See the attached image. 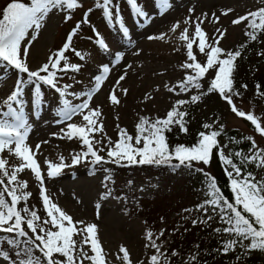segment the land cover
<instances>
[{
  "label": "snow or ice",
  "instance_id": "1",
  "mask_svg": "<svg viewBox=\"0 0 264 264\" xmlns=\"http://www.w3.org/2000/svg\"><path fill=\"white\" fill-rule=\"evenodd\" d=\"M123 3L127 4L133 15L140 18L141 23H151V14L138 0H123ZM154 6L158 10V15L163 16L172 8V3L171 0H154ZM79 7H82L79 0H30L27 3L23 0H9L0 9V65L12 69L17 75L13 89L5 97L0 98L2 103L0 106V239L12 250L10 253L7 248L0 247V260L6 264H85L86 261L90 264H106V254L97 234V225L74 221L73 217L47 194L44 186L45 177L35 158L36 153L41 149V144L47 141L37 143L35 150L27 143L33 125L24 107L25 90L26 88L30 90L29 94L34 97L35 109L38 110L43 102L44 86L58 94L55 122L64 125L60 129L62 134L60 138L76 139L81 143V150L71 154V163H67L63 156L59 157L58 163L45 159L48 178L60 175L64 168L89 160L92 165L125 163L192 169L198 163L208 165L215 149L228 177L232 198L230 200L224 195L215 177L204 172L202 168H196V171L204 174L206 185L205 199L196 206V211L203 212L205 218L193 219L191 223L193 225L208 223L213 219V215H217L219 220L223 221V227L215 229L225 236L218 250L220 254L227 255L237 248H241V251L244 248L264 250V178L258 179L252 171L244 167L245 164H249L264 169V149L257 146L252 136H248L245 139L251 143V147L247 154L241 151L225 154L224 146L218 140L222 135L223 125L214 129L210 123L202 125L205 131L198 133L197 142L191 146L178 144L170 148L165 135L173 126H179L180 131L187 132L188 113L182 110L183 106L197 103L204 95L216 92L231 106L232 112L246 118L256 132L264 136V126L259 122V118L251 112L240 110L233 102V96L240 95L234 88L233 73L236 60L242 56L241 49L246 48L248 42H257L259 36L264 34V7L247 12L231 21L233 25L247 22L245 36L248 39L235 51H226L219 46L220 41L225 37L226 29L221 30L217 27L211 38L203 30L202 24L209 18L207 13L194 16L195 10L189 9V16L182 22L175 21L170 28L172 32L179 29L181 23L194 27V32L190 34L189 27H184L180 32L179 39L185 42L186 59L181 64L184 76L174 87H168V91L179 95L193 89L200 90L204 87L202 80L208 77L210 70L214 72V76L210 78L206 92L199 91L192 94L189 99H177L165 117L152 120L141 116L135 125V136L117 124L118 139L115 141L104 133L100 108H92L91 102L107 79L111 71L110 65L118 64L123 59L124 53L118 51L113 61L102 64L98 74L92 77V86L86 91H70L73 88L72 84L60 83L69 72L77 73L82 67L81 63H71L66 52H73L80 61L86 59L84 53L72 47L73 38L82 24H89L95 35L96 45L104 52L109 51L104 38L95 26L90 24L89 16L93 8L83 13L82 20L76 22L62 47L49 55L47 62L35 70H32L28 64L31 41L26 40V37L29 31L33 33L32 40H35L50 13L61 12L67 22L72 19V10ZM95 9L102 10V18L110 25L116 26L126 39L131 40L130 29L123 19L120 3L117 0H95ZM231 11L232 9L229 8L221 14L228 15ZM211 17L213 23H219V16L212 13ZM164 36L165 33H160L149 35L147 39H163ZM194 44L198 54L205 56L206 61L198 60ZM257 54L264 56V51ZM3 71L4 68H0V73ZM19 74H26V79L19 78ZM126 76V71L119 75L109 93L108 99L113 105L120 103L117 90ZM242 87L246 89L247 85ZM256 87L257 94L264 95L260 92V85ZM177 88L179 92L176 91ZM121 90L127 94V89ZM73 100L79 102L73 103ZM76 116H80L83 123L72 122ZM98 133L104 135L97 139ZM5 152L16 158L19 163L9 165L8 159L3 156ZM102 152H106V155H101ZM25 169H30L39 182L38 198L45 212L43 218L38 214L35 205L29 206L33 193L26 190L27 181L18 178V174L23 173ZM18 205L22 206L18 207ZM209 212L213 215H208ZM160 235H163V231ZM145 239L148 241L145 247L155 250L148 258L147 264H170L167 252L161 250L151 231L146 232ZM119 251L123 255L121 257L118 254L117 259H122L125 264H131L128 250L121 245ZM177 254L176 250H172L171 256ZM197 260L198 257L192 254L188 257L187 264H196Z\"/></svg>",
  "mask_w": 264,
  "mask_h": 264
},
{
  "label": "rangeland",
  "instance_id": "2",
  "mask_svg": "<svg viewBox=\"0 0 264 264\" xmlns=\"http://www.w3.org/2000/svg\"><path fill=\"white\" fill-rule=\"evenodd\" d=\"M8 2L9 0H0V9ZM79 2L82 7L72 10L71 20L65 22L64 14L54 11L49 14L35 40H32L33 33L29 31L26 37V40L31 41L28 64L32 70L42 65L49 55L62 47L76 22L82 20L83 13L93 8L89 16L90 24L95 26L104 38L109 51L101 50L95 43V35L90 25L82 24L73 38L72 47L84 53L86 59L80 61L73 52H66L71 63H81L82 67L77 73L69 72L60 83L72 84L73 88L70 91H86L92 86V77L98 74L100 66L113 61L116 52L124 53L123 59L118 64L110 65L111 71L107 79L91 102L92 108H100L104 133L113 141L118 139L117 124L135 136V125L141 116L152 120L165 117L177 99L189 98L192 94L208 87L210 78L214 76V72L210 70L208 77L202 80L204 87L200 90L193 89L179 95L168 91V87H174L183 78L184 70L181 64L186 59L185 42L180 40L179 36L183 28L189 26L181 23L180 28L172 32L170 28L175 21L182 22L190 15L189 9L195 10L194 16L207 13L209 18L202 24L203 30L211 38L217 27L221 30L226 29L225 37L220 41L219 46L226 51H235L238 44L247 38L245 36L247 22L233 25L231 21L247 12L264 7L262 0H171L172 8L160 16L154 6V0H138L151 14V23L145 24L130 12L123 0H117L120 3L123 19L130 29L131 40H128L116 26L110 25L102 18V10L95 9V0H79ZM229 8L232 11L228 15L221 14ZM212 13L220 17L219 23L212 22ZM193 32L194 27H189V33ZM160 33H165L163 39H147L149 35ZM260 36L264 38V34ZM260 36L256 42L257 46L263 44ZM177 49L180 50L177 51ZM194 51L198 54L195 44ZM197 58L201 62L206 61L203 55L198 54ZM257 58L256 54L248 52L246 63L251 64L250 69H253L246 74L248 80L257 73L264 75V59ZM0 68H4L3 73H0V98H3L13 89L17 75L4 65H0ZM125 71L127 76L117 90L120 103L113 105L108 99L109 93L119 75ZM239 73L242 72L239 70ZM19 78L26 79V74H19ZM121 89H127V94H124ZM25 91L24 107L33 125L27 143L35 150L37 143L47 141L41 144V149L35 156L45 177L44 186L47 194L59 207L71 215L74 221L97 225V234L106 254V264H125L122 259H117L118 254L121 257L123 255L119 251L121 245L128 250L131 264H147L148 258L155 251L145 247L148 243L145 239L147 231L154 234L161 249L171 236L176 238V244L179 246L190 241L196 244L197 240L210 238L211 233L208 228L199 223L193 225L186 222L189 228H180L184 221L183 215L189 217L192 212L189 211L188 194L174 189L184 186L185 179L195 168H167L166 174L144 179L145 174H134L131 169L130 172L127 169H119V166L126 165L125 163L92 165L89 160L64 168L60 175L48 178L46 175L48 166L44 163L45 159L58 163L59 157L63 156L67 163H71V154L81 150V143L76 139L60 138L62 135L60 129L64 125L55 122L57 119L55 110L59 98L53 89L43 87V102L38 110L35 109L34 97L29 94L30 90L26 88ZM176 91L179 92V89L177 88ZM239 93L240 95L233 96L234 104L240 110L251 112L258 117L259 122L264 126V99L249 88H240ZM78 102L73 100V103ZM72 122L83 123L80 116L74 117ZM197 123H210L213 127L223 125L225 129L237 128L252 136L257 146L264 149V136L252 130L250 123L232 112L231 107L223 100L212 98L195 107L187 121L188 130L193 131ZM54 133L57 135H53ZM104 133L96 134L97 139H100ZM101 155H106V152H102ZM3 156L8 159L9 165L19 163L7 152L3 153ZM257 176L264 178V169L258 168ZM18 178L27 181L26 190L33 193L29 206L35 205L38 214L43 218L45 212L38 198L39 182L30 169L19 173ZM110 178L109 184H104L105 180ZM106 193H110V196L104 195ZM179 195L182 197H177ZM20 206L22 205H18ZM176 230L179 232L176 233ZM161 231H163L162 236ZM76 238L79 239V237ZM1 241L3 240L0 239ZM6 248L8 249L9 246L6 245ZM88 251L91 255L90 249ZM188 257L189 253L183 254L179 264L187 263ZM0 264H6V262L0 260ZM85 264L90 262L86 261ZM210 264H218V259H213Z\"/></svg>",
  "mask_w": 264,
  "mask_h": 264
},
{
  "label": "trees",
  "instance_id": "3",
  "mask_svg": "<svg viewBox=\"0 0 264 264\" xmlns=\"http://www.w3.org/2000/svg\"><path fill=\"white\" fill-rule=\"evenodd\" d=\"M27 2H30V0L26 1V3ZM247 39L248 38H246L241 43H239L237 48L240 45L245 44ZM261 39L263 41V44L261 46H257L256 42H248L247 47L241 49L242 56L237 58L236 60L235 71L233 73V79H234V88L238 92L240 88H243L242 85L246 84L247 88L251 89L254 93L257 94L256 86L259 84L260 92L264 93V75L262 76V74L257 73L253 75L249 80L246 78V74L253 70V69H250L251 64L246 63L248 52L251 51L252 53L256 54L258 56L257 59H264V56H260L257 54L258 52L264 51V38L261 37ZM239 70L242 73H239ZM206 89L207 87L202 89L201 91L206 92ZM258 96L264 99V95H258ZM189 98H185V99H189ZM212 98L216 100L217 99L223 100L218 93L213 92V93L204 95L202 99L197 103L188 104V105L183 106L182 110L188 113L186 117L187 132L180 131L179 126H173L171 131L166 132L165 135L167 137V142L170 148L178 144L191 146L197 142L198 133L200 131H205V129H203V127L200 126L203 124L197 123L198 125H195V127L193 128V131H189L188 126H187V121L192 115L195 107H197L200 103H203L204 101L206 102V101L211 100ZM250 127L253 130H255L252 124H250ZM213 128L218 129L219 127H213ZM222 136H223V139H222L221 145L224 146L225 154H228L229 152H235V151H241L245 154L248 153V150L251 147V143L247 139H245L246 137L249 136L248 134L241 132L237 128H228V129L223 128L222 135L219 137H222ZM244 167L246 170L252 171L255 174V176L259 179V176H257L258 168H256L254 165H249V164H245ZM167 168H171V167L166 166V165L157 166V165H127V164L119 166V169H123V170L127 169L129 170V172L131 169L134 172V174H145L143 177L144 179H147L150 176H154V175L159 176L160 174H166ZM194 168L195 169L202 168L204 169V172L210 173L211 176L215 177L218 182V186L222 189L224 195L231 200L232 193L229 188V180H228V177L225 175L224 167L221 164L220 160L218 159L215 149L213 151V156L211 158V161L208 165H204L203 163H198L194 165ZM110 180L111 178L106 179L104 184H109ZM170 184L172 183L170 182ZM205 187L206 185H205L204 174L199 171L193 170L191 175L187 179H185L184 186H180L178 187V189H174L175 191L186 192L188 194L187 197L189 199V202H188L189 211L192 212V215L189 217H186L185 214L183 215L184 221L182 223V226H180V228H183V227L189 228V225L186 226V222H188L189 224H192L191 221L193 219L199 220V219L205 218V214L203 212L196 211V206L202 203V201L205 199ZM183 189L185 190L183 191ZM177 197H182V195H179ZM208 215H213V214L209 212ZM200 225L208 228V231L211 233V236L209 239H204L202 241L197 240L196 244H193L190 241V242L184 243L182 246H179V244H176L175 237L171 236L169 238L166 245L161 250L167 252L169 256L170 264H179L181 256L185 253H189V256L192 254L196 255L198 257L196 264H210L212 260L215 258L218 259V264H232V263L264 264V250L244 248V250L241 251V248H237L235 251H232L227 255L220 254L218 250L221 246L222 239H224L225 236L222 232L218 233L215 231L216 228L223 227V221L219 220L217 215H213V219L210 222L203 223ZM177 232H179V230L178 231L176 230V233ZM0 247L6 248V244H4L3 241H1ZM8 250L11 253L12 250L10 246ZM172 250H176V252L178 253L174 257L171 256ZM12 255H13V258H15L14 253H12Z\"/></svg>",
  "mask_w": 264,
  "mask_h": 264
}]
</instances>
